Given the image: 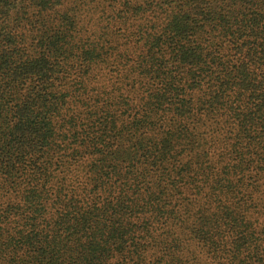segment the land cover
<instances>
[{
    "label": "trees",
    "instance_id": "obj_1",
    "mask_svg": "<svg viewBox=\"0 0 264 264\" xmlns=\"http://www.w3.org/2000/svg\"><path fill=\"white\" fill-rule=\"evenodd\" d=\"M0 264H264V0H0Z\"/></svg>",
    "mask_w": 264,
    "mask_h": 264
}]
</instances>
